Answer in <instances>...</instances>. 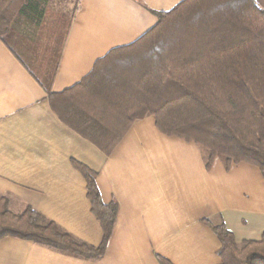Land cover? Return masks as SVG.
I'll list each match as a JSON object with an SVG mask.
<instances>
[{"label":"crops","instance_id":"1","mask_svg":"<svg viewBox=\"0 0 264 264\" xmlns=\"http://www.w3.org/2000/svg\"><path fill=\"white\" fill-rule=\"evenodd\" d=\"M187 0H59L42 20L19 17L0 40V201L32 208L98 247L79 163L96 173L103 202L118 204L105 256L87 261L14 237L0 240V264H220L221 242L204 220H221L238 244L264 233V177L240 163L226 170L194 143L137 121L110 156L65 125L49 94L80 84L113 50L130 46ZM264 10V0H255ZM51 18V19H48ZM60 27V28H59ZM27 60L30 63H27Z\"/></svg>","mask_w":264,"mask_h":264},{"label":"trees","instance_id":"2","mask_svg":"<svg viewBox=\"0 0 264 264\" xmlns=\"http://www.w3.org/2000/svg\"><path fill=\"white\" fill-rule=\"evenodd\" d=\"M50 0H0V40L19 17L42 20ZM60 120L110 156L137 121L194 143L207 169L246 163L264 177V10L255 0H187L130 46L113 50L75 87L49 94ZM101 224L98 247L80 241L32 208L15 214L0 201V240L14 237L87 261L102 259L118 204H105L96 173L74 163ZM221 242L220 264H264V233L238 244L221 220H204ZM163 264H172L160 257Z\"/></svg>","mask_w":264,"mask_h":264},{"label":"rangeland","instance_id":"3","mask_svg":"<svg viewBox=\"0 0 264 264\" xmlns=\"http://www.w3.org/2000/svg\"><path fill=\"white\" fill-rule=\"evenodd\" d=\"M49 5L51 6L52 5V8L54 9V10H57V11H59V12H62V11H64L65 9H64V4H60V2H59V0H50L49 1ZM48 19H51V18H48ZM60 28V27H59ZM27 63H30L28 60H27Z\"/></svg>","mask_w":264,"mask_h":264}]
</instances>
